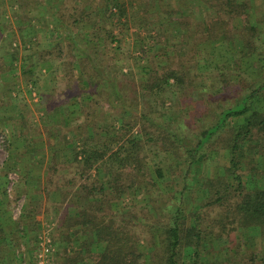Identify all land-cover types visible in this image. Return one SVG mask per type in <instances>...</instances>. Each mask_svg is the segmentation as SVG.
Instances as JSON below:
<instances>
[{"label":"trees","instance_id":"16d2710c","mask_svg":"<svg viewBox=\"0 0 264 264\" xmlns=\"http://www.w3.org/2000/svg\"><path fill=\"white\" fill-rule=\"evenodd\" d=\"M102 1L103 5L89 6L81 14L89 21L92 14L102 12L90 22L95 30L92 37L78 32L73 39L75 45H93L88 55L84 50L77 63L93 86L103 73L99 64L104 53L96 51L98 46L106 43L112 48L116 44L117 48L121 43L113 28L102 30L101 18L113 25L114 20L120 22L127 15L122 0ZM203 2L207 11L212 10L205 20L193 25L189 20L182 23L174 19L186 29L192 50L176 67L166 66L161 73L151 68L141 97L198 83L202 96L207 93L205 96L213 103L223 92L231 93V99H226L218 111L212 110L213 118L188 137L180 131L182 117L188 115L185 111L174 120L164 118L150 102L137 109L135 100L114 99L112 89L118 77L110 76L114 71L109 67L104 90L87 97L83 123L71 129L76 139L67 148L72 162L77 164V185L68 180L52 192L54 203L65 211L51 234L61 249L58 264H264V165L260 164L264 160V41L259 29L249 23V0ZM236 19L240 21L237 34L232 33ZM96 27L103 33L99 34ZM218 41L226 48L224 55L235 41L240 42L241 49L228 54L231 67L212 60ZM53 51L38 53L32 66L48 60ZM59 58L60 54L56 59ZM251 58L255 70L254 75H249L252 82L233 83L246 74L241 63ZM1 61L0 74L11 68ZM71 64L74 67L73 61ZM203 66L205 70H201ZM201 74H206L204 82L198 81ZM6 85L3 98L11 96L10 82ZM211 102L207 100V105ZM58 106L63 108L59 112H68L66 102ZM100 112H106L111 120L103 127L98 120ZM65 115V123H73L68 119L70 113ZM159 152L171 154L183 164V171L176 169L180 187L167 190L171 198L164 197V160L154 162V173L147 161L148 153L156 157ZM209 167L221 169L214 176L203 174L200 184L205 197L196 207L186 209L185 204L193 200L191 179ZM244 171L248 181L243 178ZM133 194L143 195L146 206L140 210H135L134 205L116 210L115 201ZM3 208L1 203L0 264L11 262V246L18 243L11 236H16L15 228L17 233L22 228V222L13 220L10 212L1 215ZM26 212L30 220L36 209L29 206ZM252 230L263 242L261 251L246 246ZM240 235L242 242L237 239Z\"/></svg>","mask_w":264,"mask_h":264},{"label":"rangeland","instance_id":"374dc122","mask_svg":"<svg viewBox=\"0 0 264 264\" xmlns=\"http://www.w3.org/2000/svg\"><path fill=\"white\" fill-rule=\"evenodd\" d=\"M122 1L127 9V15L120 19V22L114 20V24L111 25L101 18V25L104 26L102 30L108 31L113 28L121 43L117 48L116 44H112L110 48L104 43L95 49L99 53L103 51L104 56L102 63L99 64L103 73L93 86L86 77L88 74L81 73L80 62L77 64L83 57L84 50L88 55L89 47L93 45L83 43L75 45L73 39L77 38L75 34L78 32H86L88 38L92 37L95 30L90 22L94 21V18L98 19L102 12L92 14L88 18L89 21L81 17V14L87 11L89 6L103 5L104 1L0 0V47L8 50L7 53H0V59L4 62V56L8 55L5 60L11 61V68L3 71L6 72L5 75L9 74V77L6 76L10 82L8 88H11V96L3 98L1 93L6 92L7 86L0 88V204L3 203L5 206L1 215L7 216L10 212L13 220L22 222V228L18 227L19 232H16V228L14 230L16 236H11L18 242L14 245L12 241L14 245L11 246L12 260L1 264L60 262L61 249L56 247L51 234L65 211L54 203L52 192L68 180H73L77 185V164L72 162V153L70 154V149L67 148L69 142L76 139L71 129L83 123L87 97L94 91L104 90V77H107L109 67L114 71L110 76L118 77L115 79L116 88L112 89L114 99L122 100V97H126L135 100L137 109L146 107L150 102L164 118L170 117L174 120L180 119L181 111H185L188 115L182 117L183 127L180 131L188 137L191 132L213 118L212 110L218 111L226 99H231V93L223 92L216 98L217 103H213L211 98L205 96L207 93L202 96L200 88L197 87L200 85L198 83L197 86L184 85L166 94L142 98V86L151 68L154 67L161 73L166 66L176 67L192 50V41L186 29L177 21L183 23L189 20L194 25L205 20L208 13L212 14V10L207 11L203 0ZM249 5L247 16L249 23L259 29L261 39L264 41V0H249ZM79 19L82 20L74 22ZM233 27L232 33L237 34L240 30L238 19L233 22ZM96 29L99 34L103 33L97 27ZM216 45L212 60L231 67V56L228 54L232 55L240 50V42L235 41V45L228 48L226 55L224 44L218 41ZM51 49L54 51L52 55L49 54L48 60L32 66L38 53ZM59 54L60 58L56 59ZM252 60L253 58L241 63V69L248 76L244 74L242 79L234 80L233 83L239 81L248 85L252 82L253 78L249 77L254 75L255 71ZM84 62L86 69L88 62L86 60ZM205 69L203 66L201 70ZM205 77L206 74H201L198 81L204 82ZM95 83H98L97 86ZM82 91L84 92L80 94ZM207 100L211 102L210 105H207ZM65 102L69 107L68 119L73 123H65V114L68 112H59V109L63 108L58 105ZM51 116L57 118L53 120ZM98 120L102 127L111 122L106 112H100ZM185 141L189 139L185 138ZM52 143L55 146H52ZM148 155L147 161L152 173L155 169L154 162L164 160L165 163L162 165L166 175L162 182L165 189L164 197L171 198L167 190L180 187L181 177L176 176L178 172L176 169L183 171V164L171 154L159 152L156 157L150 153ZM260 164L264 165V160ZM220 169L203 168L191 179L193 200L185 204L186 209L196 207L205 197L200 184L203 174L214 176ZM242 175L248 181L245 171ZM261 180H258L259 185ZM115 205L116 210L123 208L125 210L130 205H134L135 210H140L146 206V202L143 195L133 194L115 201ZM29 206L36 209L30 220L26 212ZM6 229L8 230V227ZM136 229L140 231L139 227ZM248 234L250 239L246 246L261 251L263 242L258 234L256 233V236L253 230ZM242 237L243 235H240L237 239L242 242L244 241ZM256 264H259V261Z\"/></svg>","mask_w":264,"mask_h":264},{"label":"crops","instance_id":"0c3cea01","mask_svg":"<svg viewBox=\"0 0 264 264\" xmlns=\"http://www.w3.org/2000/svg\"><path fill=\"white\" fill-rule=\"evenodd\" d=\"M7 52H8V50H5L4 48L2 49V47H0V53L4 54ZM7 56L6 57L4 56V64L8 66L11 64V61L9 59L7 61L5 60V58H7ZM5 73L6 72L0 74V88L6 87L7 86L6 83L9 81V79L7 78V76L9 77V74H6L7 75L6 76Z\"/></svg>","mask_w":264,"mask_h":264},{"label":"built area","instance_id":"2783aa9c","mask_svg":"<svg viewBox=\"0 0 264 264\" xmlns=\"http://www.w3.org/2000/svg\"><path fill=\"white\" fill-rule=\"evenodd\" d=\"M0 139H1V136H0Z\"/></svg>","mask_w":264,"mask_h":264}]
</instances>
